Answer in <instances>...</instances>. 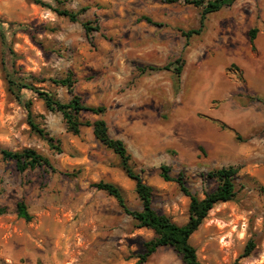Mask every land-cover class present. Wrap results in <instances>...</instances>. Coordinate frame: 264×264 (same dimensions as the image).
<instances>
[{
    "label": "rangeland",
    "instance_id": "1",
    "mask_svg": "<svg viewBox=\"0 0 264 264\" xmlns=\"http://www.w3.org/2000/svg\"><path fill=\"white\" fill-rule=\"evenodd\" d=\"M42 1L53 9L0 0V264H135L155 237L95 188L114 184L131 210L142 211L119 157L92 128L69 133L62 114L50 112L35 90L21 89L18 99L10 79L63 104L79 97L105 107L103 116L82 113L83 120L106 121L154 190V209L180 226L189 221L190 199L162 179V166L173 178L183 175L200 199L218 186L210 172L239 168L236 198L216 205L190 244L203 264H264V0H238L208 15L189 39L184 34L201 29L203 12L193 0ZM87 24L100 29L88 33ZM68 76L72 91L54 83ZM28 104L61 151L32 129ZM27 149L46 156L53 169L22 173L2 155ZM21 203L31 222L19 217ZM250 242L251 255L241 258ZM145 264L183 261L163 247Z\"/></svg>",
    "mask_w": 264,
    "mask_h": 264
},
{
    "label": "trees",
    "instance_id": "2",
    "mask_svg": "<svg viewBox=\"0 0 264 264\" xmlns=\"http://www.w3.org/2000/svg\"><path fill=\"white\" fill-rule=\"evenodd\" d=\"M35 4L53 9L50 5L46 4L42 0H32ZM173 2L174 0H168ZM238 0H193L188 2L197 7H202L203 12L201 16V29L196 31H189L184 34L186 38H190L194 34H200L204 23L208 15L221 11L224 7L233 6ZM60 16L67 17L72 22H77L79 14L69 12L66 10H55ZM150 24L153 22L150 19H146ZM92 24L86 25L88 33L99 31V27L94 28ZM258 29L254 28L249 32L250 43L255 50V41L257 39ZM175 68L176 75L179 77L184 68V62L177 60ZM171 65L168 66L170 69ZM153 71L157 69L151 68ZM12 92L20 99L21 89L35 90L40 98L44 101L46 108L50 112H59L62 114L64 122L67 127V131L74 135H79L82 128L88 127L93 129L95 138L106 148L113 151V153L119 157L121 168L129 179L135 182V191L142 202V211H134L127 205L126 199L120 190L114 184L100 182L95 185L100 191L106 192L113 197L123 210V212L132 217L135 221L137 229L152 230L155 237L144 244L145 253L139 257V260L135 264H145L148 259L154 255L160 248L170 247L178 255L181 256L183 264H203L197 254V250L190 244L192 235L198 231L203 222L207 219L209 213L213 208L221 203L233 201L237 196L236 179L239 174V168L234 166L224 167L210 172L207 177L211 180L218 182L217 188L209 194H206L204 199L198 198L194 195L186 186L183 175L173 178L170 175V168L168 166L161 167V177L165 182H176L182 193L190 199L189 207V221L185 225H178L174 223L171 218L166 215L158 213L153 207V193L154 190L146 185L140 174L136 173L132 167V157L128 152L125 142L121 139H115L110 135L109 126L103 119H98L95 122L84 121L82 113H90L96 116H103L106 113L105 107H93L84 104L79 97H74L68 104H63L56 100L55 97L44 91L36 90L32 85L24 84L19 87L16 80H9ZM54 83L59 86H64L73 90L75 82L71 76L65 79L55 80ZM29 116V124L34 131L40 136L44 137L48 141L49 146L53 150L61 151V149L55 145V139L50 137L48 133L42 130L33 120L30 104L25 106ZM2 155L5 160L14 161L19 172L33 171L38 168L47 167L53 169L51 161L43 154L38 153L35 150L27 149L22 152H12L9 150H3ZM18 215L26 222L32 221V216L29 214L27 207L24 203L18 205ZM254 245L250 242L246 247L244 254L241 258H245L251 255Z\"/></svg>",
    "mask_w": 264,
    "mask_h": 264
}]
</instances>
